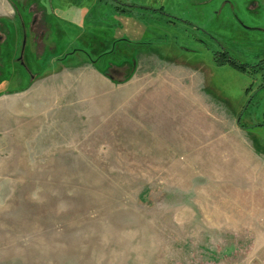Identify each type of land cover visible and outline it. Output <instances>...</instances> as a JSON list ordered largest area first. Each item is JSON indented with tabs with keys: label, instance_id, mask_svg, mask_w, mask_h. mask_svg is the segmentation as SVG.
Masks as SVG:
<instances>
[{
	"label": "rangeland",
	"instance_id": "374dc122",
	"mask_svg": "<svg viewBox=\"0 0 264 264\" xmlns=\"http://www.w3.org/2000/svg\"><path fill=\"white\" fill-rule=\"evenodd\" d=\"M225 1L7 0L0 264H264V0Z\"/></svg>",
	"mask_w": 264,
	"mask_h": 264
},
{
	"label": "crops",
	"instance_id": "0c3cea01",
	"mask_svg": "<svg viewBox=\"0 0 264 264\" xmlns=\"http://www.w3.org/2000/svg\"><path fill=\"white\" fill-rule=\"evenodd\" d=\"M6 4H7V0H0V11H1V13H5V14H7V16L8 15H10L11 14V11H12V9L10 8V7H8V10L7 9H4L3 8V6H6ZM263 228H264V220H263ZM263 243H264V236H263Z\"/></svg>",
	"mask_w": 264,
	"mask_h": 264
},
{
	"label": "flooded vegetation",
	"instance_id": "af4514ba",
	"mask_svg": "<svg viewBox=\"0 0 264 264\" xmlns=\"http://www.w3.org/2000/svg\"><path fill=\"white\" fill-rule=\"evenodd\" d=\"M255 2H258V1H255ZM255 2H253V3H251V5H252V7H254L255 5H253ZM224 4H231V6L233 7V9H234V4H235V1H232V0H227V1H225L224 2ZM258 4H259V2H258ZM239 21V20H238ZM240 24H242L241 22H240ZM223 55H227V53H222ZM227 59V60H226ZM226 59H224V60H226V61H228V62H230L229 64L231 65V63L233 64V59H230V58H228V57H226ZM215 61H217V59H215ZM232 66V65H231Z\"/></svg>",
	"mask_w": 264,
	"mask_h": 264
},
{
	"label": "trees",
	"instance_id": "16d2710c",
	"mask_svg": "<svg viewBox=\"0 0 264 264\" xmlns=\"http://www.w3.org/2000/svg\"><path fill=\"white\" fill-rule=\"evenodd\" d=\"M234 61V60H233ZM232 66H235L236 69L240 70V71H245L244 67L245 66H241V65H237L236 62L234 61L233 64L231 63ZM246 68V67H245ZM124 83V82H123Z\"/></svg>",
	"mask_w": 264,
	"mask_h": 264
}]
</instances>
